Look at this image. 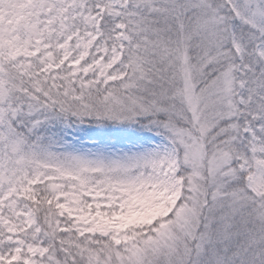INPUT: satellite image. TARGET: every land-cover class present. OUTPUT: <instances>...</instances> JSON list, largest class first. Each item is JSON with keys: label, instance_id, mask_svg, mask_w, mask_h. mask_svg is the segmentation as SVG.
<instances>
[{"label": "snow or ice", "instance_id": "6c2138e0", "mask_svg": "<svg viewBox=\"0 0 264 264\" xmlns=\"http://www.w3.org/2000/svg\"><path fill=\"white\" fill-rule=\"evenodd\" d=\"M0 264H264V0H0Z\"/></svg>", "mask_w": 264, "mask_h": 264}]
</instances>
